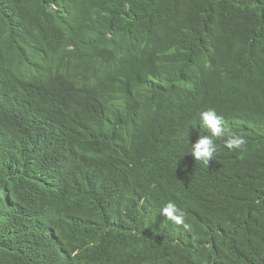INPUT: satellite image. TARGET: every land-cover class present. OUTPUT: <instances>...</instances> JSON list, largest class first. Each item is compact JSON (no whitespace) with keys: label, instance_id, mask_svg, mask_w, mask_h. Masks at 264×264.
I'll use <instances>...</instances> for the list:
<instances>
[{"label":"trees","instance_id":"obj_1","mask_svg":"<svg viewBox=\"0 0 264 264\" xmlns=\"http://www.w3.org/2000/svg\"><path fill=\"white\" fill-rule=\"evenodd\" d=\"M0 264H264V0H0Z\"/></svg>","mask_w":264,"mask_h":264},{"label":"clouds","instance_id":"obj_2","mask_svg":"<svg viewBox=\"0 0 264 264\" xmlns=\"http://www.w3.org/2000/svg\"><path fill=\"white\" fill-rule=\"evenodd\" d=\"M202 126L206 127L210 135L199 136L197 141L191 145L190 154L193 156L195 161H201L205 165H208L213 158V154L217 151L214 138H219L225 135V130L222 127L223 117L218 116L215 109H207L200 113ZM246 144V140L243 136L229 134L228 139L225 141V147L229 150L242 148ZM153 188L156 185H152ZM160 214L167 220L174 222L176 225H183L185 228L188 227L185 224L184 212L176 206V204L169 202L161 210Z\"/></svg>","mask_w":264,"mask_h":264},{"label":"bare ground","instance_id":"obj_3","mask_svg":"<svg viewBox=\"0 0 264 264\" xmlns=\"http://www.w3.org/2000/svg\"><path fill=\"white\" fill-rule=\"evenodd\" d=\"M52 236V235H51Z\"/></svg>","mask_w":264,"mask_h":264}]
</instances>
